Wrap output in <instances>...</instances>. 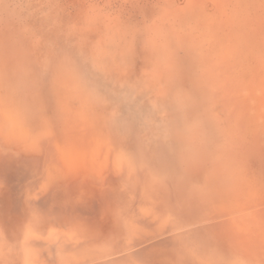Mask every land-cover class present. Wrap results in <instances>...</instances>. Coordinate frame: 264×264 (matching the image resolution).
<instances>
[{
  "label": "rangeland",
  "instance_id": "1",
  "mask_svg": "<svg viewBox=\"0 0 264 264\" xmlns=\"http://www.w3.org/2000/svg\"><path fill=\"white\" fill-rule=\"evenodd\" d=\"M0 264H264V0H0Z\"/></svg>",
  "mask_w": 264,
  "mask_h": 264
}]
</instances>
